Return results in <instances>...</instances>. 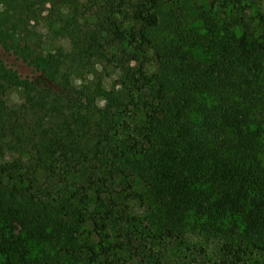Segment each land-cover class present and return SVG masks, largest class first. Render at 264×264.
Returning a JSON list of instances; mask_svg holds the SVG:
<instances>
[{
	"label": "trees",
	"instance_id": "trees-1",
	"mask_svg": "<svg viewBox=\"0 0 264 264\" xmlns=\"http://www.w3.org/2000/svg\"><path fill=\"white\" fill-rule=\"evenodd\" d=\"M166 1L0 0V264H149L139 252L147 242L182 245L193 235L216 247L221 262L214 264H261L253 255L264 251L263 14L220 21L225 33L212 39L214 61L192 79L189 64L176 63L168 48L156 53L158 72L124 69L126 86L98 106L103 77L86 47L88 32L123 31L134 49L154 46L165 19L186 15L185 0H168L164 13ZM241 2L219 7L237 10ZM199 17L213 27L205 12ZM38 20L54 40L67 41V51L39 52L29 34ZM8 90L19 91L17 106L7 105ZM56 155L100 189L92 203L98 215L106 182L120 195L129 181L144 183L149 196L138 199L146 206L138 213L136 201L126 206L133 217L119 229L124 262L107 254L92 262V242L74 236L86 226L84 202L60 194L54 205L48 193L58 182L38 183Z\"/></svg>",
	"mask_w": 264,
	"mask_h": 264
},
{
	"label": "rangeland",
	"instance_id": "rangeland-1",
	"mask_svg": "<svg viewBox=\"0 0 264 264\" xmlns=\"http://www.w3.org/2000/svg\"><path fill=\"white\" fill-rule=\"evenodd\" d=\"M225 1L227 0H185L186 15L178 16L172 14L168 17V20L165 19L155 35V45L148 48L141 47L134 49L133 46L127 43L123 31H114L111 35H106L104 32L96 33L89 31L86 37V47L89 48L93 56L97 73L103 77L98 106H103L113 92L121 90L126 86V82L128 81L123 71L124 69L125 71L129 70L132 74L142 67L144 74L149 76L158 72L156 53L160 52V54H163L168 48L176 54V59H174L176 63L182 60L183 63L189 64L190 68L187 72V78L189 80L192 79L193 76L210 67L214 61L216 49L211 44L212 39L219 38L225 33L224 28L222 29L220 25V21L224 20L231 23V18L236 19L243 11H245L248 17H252L256 13L264 15V2L242 0L241 9L236 10L229 3L227 4V9L219 7ZM81 2L85 3L86 0H81ZM167 2L168 0L165 3L166 5L163 6L164 13L169 9ZM212 2H214V7L211 8ZM232 7L233 9L230 13L229 11ZM202 12H205L210 17L209 20L212 22L213 27H209L211 24L205 23L199 17V14ZM212 30L214 32H211ZM228 33L229 35L234 34V38H238L241 35L239 29H231ZM29 34L33 44L36 45L38 43L39 52L42 55L55 54L57 48H63L65 51L68 50L67 41L63 38L54 40L42 20L31 24ZM11 37L10 33H6L3 36L5 39ZM131 54H134L136 59H132L130 57ZM16 66H19V64L17 63ZM19 70L22 71V67ZM137 76L136 74V78ZM85 78L88 81L92 76L87 73ZM78 84L76 81L75 86ZM128 85L130 88L131 85ZM124 90L129 89L126 88ZM4 99L7 105L17 106L21 102V95L19 91L8 90ZM129 146L133 152H137L140 148V143L130 136ZM44 168L46 169L40 172L37 170L38 183L46 186L49 183L58 182L59 185L54 189V192L48 193V198L50 201H53L54 205L57 204L56 200H58V195L60 194L64 198L75 196L71 197L73 202L78 200L84 202L80 204V207L84 208L85 206L87 208L85 209L86 226L85 229H79L78 234L74 236L79 243L84 238H88L92 242L95 250V257L91 256L92 262L93 260L97 262L105 254L109 256L110 260L124 262V258H127V252L124 251L122 239L119 236V229L129 224L133 217L131 212V214L129 212L126 213V209L128 208L126 206L136 201V204H132L131 206L136 207L137 211L135 212L137 213L141 212L142 205L146 206L145 201L140 202L138 199L149 196L144 183L137 180L129 181L131 187L128 188L127 185V190L123 191L120 195L116 183L110 184L106 182V186L101 189L104 194V208L101 215H98L92 203L95 202L97 190L100 191V189L96 190V187L86 182L85 176L75 173L74 165L67 157L56 155L53 159L46 162ZM118 196L122 200L117 201ZM132 196L133 198L131 199L130 197ZM119 202H121L120 205L118 204ZM139 233H135L137 239H141V237L139 238ZM107 234L108 241L105 240V236L103 237V235ZM101 240L104 242L103 249L98 247ZM187 241L182 245L175 244L167 239L162 240L159 244L156 243L158 245H151L147 242L145 247L141 246L139 249L141 258H145L142 262H150L149 264H161V262H176L177 264H180V262H191V264H194V262H209L210 264H214L221 262L220 257L217 255L216 247L212 243L204 242L194 235L190 236ZM108 244L109 246H107ZM188 246L189 249H186ZM35 249H45L50 253L54 252L53 250H49L45 245H39ZM139 252H136V254ZM100 256L101 258H98ZM245 259L240 262H243ZM253 259L264 264V251L255 253Z\"/></svg>",
	"mask_w": 264,
	"mask_h": 264
}]
</instances>
